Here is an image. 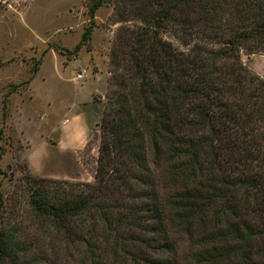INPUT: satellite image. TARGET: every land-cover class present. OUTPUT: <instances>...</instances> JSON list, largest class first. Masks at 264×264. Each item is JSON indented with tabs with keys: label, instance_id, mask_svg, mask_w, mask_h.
Masks as SVG:
<instances>
[{
	"label": "trees",
	"instance_id": "16d2710c",
	"mask_svg": "<svg viewBox=\"0 0 264 264\" xmlns=\"http://www.w3.org/2000/svg\"><path fill=\"white\" fill-rule=\"evenodd\" d=\"M103 3L137 15L109 50L91 180L25 171L26 222L0 191V264H264V76L240 60L264 54V0H92L66 52Z\"/></svg>",
	"mask_w": 264,
	"mask_h": 264
},
{
	"label": "rangeland",
	"instance_id": "374dc122",
	"mask_svg": "<svg viewBox=\"0 0 264 264\" xmlns=\"http://www.w3.org/2000/svg\"><path fill=\"white\" fill-rule=\"evenodd\" d=\"M91 1L0 0V99L8 91L4 115L0 109L3 215L14 219L22 215L23 222L27 221L28 206L22 181L25 171L38 177L91 180L96 156L94 134L106 78L112 72L109 50L117 27L131 26L135 21L132 17L137 15L127 11V20L113 21L112 4L99 5L93 14L89 40L69 54L65 50H71L79 40L88 19L86 7ZM136 11L140 9L136 7ZM160 35L173 47L181 48L168 31H161ZM240 60L249 71L264 76V54L240 52ZM78 70H82V76L75 79L73 74ZM75 107L85 111L89 118L88 136L81 149L76 154L67 151L63 159L51 149V158L45 167L59 171V176L39 175L28 169L25 158L29 147L36 159L43 156L40 137L52 143L57 125ZM54 261L75 264L73 256L64 258L60 249Z\"/></svg>",
	"mask_w": 264,
	"mask_h": 264
},
{
	"label": "crops",
	"instance_id": "0c3cea01",
	"mask_svg": "<svg viewBox=\"0 0 264 264\" xmlns=\"http://www.w3.org/2000/svg\"><path fill=\"white\" fill-rule=\"evenodd\" d=\"M70 79L72 80V77H70ZM81 92H83V90ZM100 113L101 109L99 111V117ZM88 120L89 118L85 111L75 107V109L68 116L63 117L62 121L57 125L55 137L51 140L52 143H50V141L48 142L40 135L44 155L39 156L38 159H36L33 151L29 147L25 158L28 169L39 175L59 176V171H51V169L45 167V164L51 158V149H54L56 153H59V159H63L62 157L67 151L76 154V152L81 149L88 136ZM35 159L37 160V164L33 161ZM64 174H62V176H66Z\"/></svg>",
	"mask_w": 264,
	"mask_h": 264
},
{
	"label": "built area",
	"instance_id": "2783aa9c",
	"mask_svg": "<svg viewBox=\"0 0 264 264\" xmlns=\"http://www.w3.org/2000/svg\"><path fill=\"white\" fill-rule=\"evenodd\" d=\"M81 76H82V70L75 71V73L73 74V78L75 79L80 78Z\"/></svg>",
	"mask_w": 264,
	"mask_h": 264
}]
</instances>
